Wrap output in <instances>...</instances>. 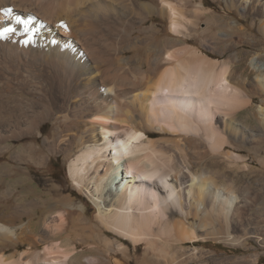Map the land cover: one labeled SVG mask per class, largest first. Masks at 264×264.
I'll list each match as a JSON object with an SVG mask.
<instances>
[{
  "label": "bare ground",
  "instance_id": "bare-ground-1",
  "mask_svg": "<svg viewBox=\"0 0 264 264\" xmlns=\"http://www.w3.org/2000/svg\"><path fill=\"white\" fill-rule=\"evenodd\" d=\"M227 1L262 11L258 0ZM157 14L175 36L157 41ZM208 15L222 28L211 38L198 31ZM5 28L14 31L0 35V264H100L78 254L72 235L108 254H128L122 239L145 244L160 264L200 263L201 240L264 245V199L228 173L253 171L244 148L264 165V80H247L240 51L221 59L190 44L198 31L210 51L219 42V53L232 50L235 19L193 0H0ZM255 93L262 117L253 127L240 112ZM49 122L52 133L36 142ZM55 153L94 203L95 222L80 204L68 230L57 204L76 202L59 188L35 219L42 200L30 194V165L45 168Z\"/></svg>",
  "mask_w": 264,
  "mask_h": 264
},
{
  "label": "rangeland",
  "instance_id": "rangeland-1",
  "mask_svg": "<svg viewBox=\"0 0 264 264\" xmlns=\"http://www.w3.org/2000/svg\"><path fill=\"white\" fill-rule=\"evenodd\" d=\"M201 2H203L204 7L212 14L214 13L215 15H220L223 17L225 16L229 20L235 19L237 21V26L240 30L237 35L238 44L237 46L232 48V50H229L225 53H219L222 50L221 47L224 46V43L222 42L214 44L216 46L215 50H217V52L210 51L207 47L205 48V46H203L201 38L198 35V31L208 29L205 35L207 38H211L213 34H216V32L222 29L218 26L217 23H215L214 20L211 21L212 19H210V15L201 17L200 23L198 25V31L197 33H194V40L192 39L190 41V44L197 47H201L202 50L208 51L211 56L219 57L221 59L226 58L229 54L237 53L240 51L242 59L240 63L236 66L240 70H245V75L247 76L248 81H251L253 82V84L258 85L261 80H264V75L259 74V67L256 66L257 63L264 64L263 0H258L255 3L256 6L262 9V11L258 13L252 10L246 11L243 8V5L239 3V1H236L237 4L234 5L232 8L228 7L227 0H193V5L200 4ZM156 19L157 26L162 29V31H160L157 35L158 42H161V40L167 36H175V34L169 31L168 18H164L157 14ZM258 56L259 58H257ZM254 57H256L259 62L252 60ZM258 91L261 90L259 89ZM263 96L255 93L253 95L254 100L252 105L240 112V116L243 119L249 117L248 123L252 124L253 127L258 124L259 118L262 117V115L259 114L258 110ZM53 129V122L45 124L43 128L44 135L37 136L35 138V141L42 143L43 137L47 134H51ZM254 149L255 148L249 150L244 148L241 151L242 154L247 155V162L254 167L253 171L245 172V170L239 168L236 171L235 169H231L228 171V173L234 178L242 176V180L240 181L241 183L239 184L249 182L252 191L256 192L259 197L264 199V165L260 162L257 156L258 153L255 154L256 150L254 151ZM260 155L262 156L263 152H260ZM243 164L244 162H241V166ZM30 166L33 179L32 186L29 189L30 194L32 197H38L42 200V204L38 207L37 212H34L37 215V217L35 218L36 220L40 219V217L43 216L44 210L49 206L50 199H60L62 195L59 194V189L60 191L62 189L61 192H63V194L70 193L75 198L76 202V205L73 208L68 207L60 202L57 204V210L63 211L65 215L67 214L66 216L68 219V223L70 224L68 226V230L72 228L74 223H77L76 221L79 217L78 214L81 210L79 208L80 204L84 205V216L87 217L92 223L96 221L95 216L97 213V209L92 200L85 193L75 188L72 184V180L69 175V162L64 154H51L48 159V165L45 168H37L33 164ZM17 172L18 174L21 173L20 171ZM252 211L251 212L254 215L256 213V209L254 208L252 209ZM19 224H21V221H19ZM41 224L42 223L40 222L39 227ZM251 224L253 225L254 223ZM108 233L110 236H117L113 232L108 231ZM118 238L122 239V237L119 236ZM122 240H124L129 247L127 255L115 251H111V253L108 254L105 251V246H101L100 248L102 249L100 250H91V247L95 246L96 243L93 242V240H91L90 238L85 241L79 240L76 235H72L71 238V242L78 246V254L99 256V258H101L100 264H160L157 261V253L151 250L147 252L145 244L135 246L131 244V242L127 239ZM195 244L200 246V248L205 251L204 257L200 260V263L202 264H264V245L261 244V242H258L255 237L249 238L245 244L239 246L227 245L224 242L214 241L212 239L196 241ZM184 245L193 246L194 243L186 242L184 243ZM23 248V245L20 246V249ZM167 251L175 252V249L170 247L167 249ZM147 253L149 254L148 257H146ZM253 259H255V261ZM200 263L199 261H193L189 264Z\"/></svg>",
  "mask_w": 264,
  "mask_h": 264
},
{
  "label": "snow or ice",
  "instance_id": "snow-or-ice-1",
  "mask_svg": "<svg viewBox=\"0 0 264 264\" xmlns=\"http://www.w3.org/2000/svg\"><path fill=\"white\" fill-rule=\"evenodd\" d=\"M5 15H10V10H6V11H5ZM17 22H18V23L20 22V21H19V18H17ZM12 31H14V30L11 29V28H5V29H4V32H3V33H0V35H2V34H4V33L12 32Z\"/></svg>",
  "mask_w": 264,
  "mask_h": 264
}]
</instances>
